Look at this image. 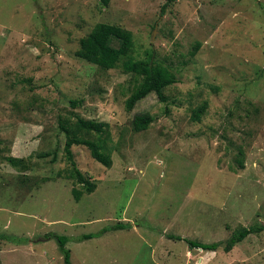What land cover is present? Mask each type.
Masks as SVG:
<instances>
[{
    "label": "rangeland",
    "instance_id": "374dc122",
    "mask_svg": "<svg viewBox=\"0 0 264 264\" xmlns=\"http://www.w3.org/2000/svg\"><path fill=\"white\" fill-rule=\"evenodd\" d=\"M102 1L0 0V264H64L48 234L68 238L71 264H264V230L229 252L186 243L264 226V0ZM97 24L128 32L134 61L174 73L163 101L151 93L128 111L139 78L125 58L103 70L76 57ZM145 113L153 122L134 131ZM73 116L108 124L87 138L111 159L72 147L96 186L78 201L58 127Z\"/></svg>",
    "mask_w": 264,
    "mask_h": 264
},
{
    "label": "trees",
    "instance_id": "16d2710c",
    "mask_svg": "<svg viewBox=\"0 0 264 264\" xmlns=\"http://www.w3.org/2000/svg\"><path fill=\"white\" fill-rule=\"evenodd\" d=\"M103 5H107L108 0H103ZM106 37H112L119 41L117 46H112L107 43ZM199 43H196L189 53L191 57L196 54L198 50ZM132 49V39L131 35L116 26H110L106 24H97L93 29L80 40L79 48L75 52L76 57L97 66L103 70H109L116 67L118 62L125 58L122 62V68L125 72L131 73L139 78L138 84L135 86L133 91L130 93L128 99L125 103V108L131 111L138 101L144 99L151 93L157 95L159 100L163 101L164 97L162 95L163 90L174 84L176 78L174 73L165 65L155 62L150 55L147 60L144 61H134L129 57ZM69 104L74 107L77 101L71 100ZM153 122V117L149 114H139L135 115L132 120L133 129L136 132L144 131L148 129V126ZM58 127L61 133H63L65 142L63 147L65 160L70 166L68 172L69 178L76 181L80 186L81 190L72 189L71 193L75 201H78L82 195L91 194L96 186L94 183L90 182L85 178L82 173L78 170L76 163L74 161L72 147L73 146H85L90 153L92 159L100 163L104 167L111 166V159L109 154L103 152V144L99 141H93L87 138V135L97 134L108 135V124L103 122H95L91 120H85L77 116L72 118H62L58 120ZM45 156H48L47 154ZM54 159V158H53ZM6 162L12 167H23L21 159L14 157L5 158ZM22 164V165H21ZM239 168H243V163L238 160ZM129 225L116 224L108 229H103L99 234L105 233L107 231H115L119 229H126ZM264 230L263 225H252L248 228L242 227L234 232L231 237L224 243L217 242L211 244H203L198 241H186L188 248L200 249L205 252H215L219 247L223 246L225 252H229L238 243L242 242L250 234H258ZM87 234L79 238L80 241L89 240L94 237H99L100 235ZM45 239L50 238L55 239L60 253L63 255L64 264L70 263V253L65 248L68 238L65 236H57L55 234L45 235ZM171 239L182 240L180 237L171 236ZM3 235L0 234V242L6 240Z\"/></svg>",
    "mask_w": 264,
    "mask_h": 264
}]
</instances>
